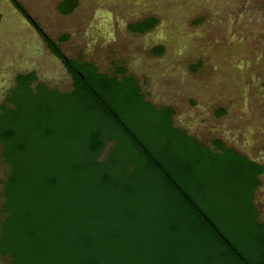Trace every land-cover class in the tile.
Returning <instances> with one entry per match:
<instances>
[{"label": "trees", "instance_id": "trees-1", "mask_svg": "<svg viewBox=\"0 0 264 264\" xmlns=\"http://www.w3.org/2000/svg\"><path fill=\"white\" fill-rule=\"evenodd\" d=\"M9 1L72 88L18 73L1 107L0 255L10 264H264L255 203L264 166L176 126L174 107L148 100L124 65L107 73L69 57L68 34L53 38L21 0ZM78 3L61 0L58 11ZM156 23L151 16L129 27L144 33Z\"/></svg>", "mask_w": 264, "mask_h": 264}, {"label": "rangeland", "instance_id": "rangeland-1", "mask_svg": "<svg viewBox=\"0 0 264 264\" xmlns=\"http://www.w3.org/2000/svg\"><path fill=\"white\" fill-rule=\"evenodd\" d=\"M21 1L53 38L68 34L61 47L69 57L107 73L124 65L148 100L174 107L176 126L207 144L221 139L264 166V0H79L67 15L58 11L61 0ZM0 16V111L18 73L35 71L48 86L71 89L63 63L9 0H0ZM151 16V30L130 29ZM6 173L0 144V206ZM227 179L231 196L234 175ZM260 180L255 203L264 222V172ZM0 264L10 259L0 255Z\"/></svg>", "mask_w": 264, "mask_h": 264}]
</instances>
